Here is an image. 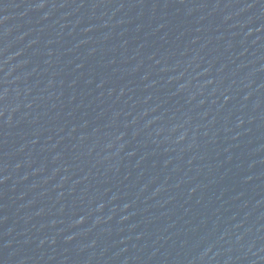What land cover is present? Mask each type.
<instances>
[{
  "label": "water",
  "instance_id": "95a60500",
  "mask_svg": "<svg viewBox=\"0 0 264 264\" xmlns=\"http://www.w3.org/2000/svg\"><path fill=\"white\" fill-rule=\"evenodd\" d=\"M0 264H264V0H0Z\"/></svg>",
  "mask_w": 264,
  "mask_h": 264
}]
</instances>
